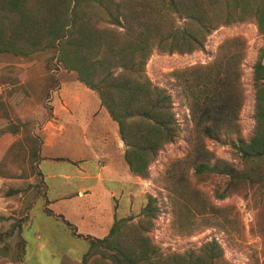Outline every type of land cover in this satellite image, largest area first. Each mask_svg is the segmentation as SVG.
Here are the masks:
<instances>
[{"label":"rangeland","instance_id":"obj_1","mask_svg":"<svg viewBox=\"0 0 264 264\" xmlns=\"http://www.w3.org/2000/svg\"><path fill=\"white\" fill-rule=\"evenodd\" d=\"M161 17L167 28L182 21L173 14ZM258 58L264 63V34L252 16L218 25L205 36L201 48L154 50L147 58L145 73L169 95L177 134L160 147L146 176L133 174L135 194L121 207L122 217L131 218L118 238L122 246L135 247L138 235L155 247V257L163 264H178L187 257L203 256L205 246L212 243L219 254L212 264H264V187L224 173L194 170L197 163L211 165L216 159L229 163L235 172L246 165L231 142L238 137L248 141L254 130L253 65ZM199 67L203 68L195 72ZM218 67L229 79L235 76L242 99L238 131L214 137L205 134L203 124L215 121L193 112L183 86L188 73L211 79L213 68ZM66 92H92L88 99L100 102L98 93L80 81L75 71L56 63L52 50L27 56L0 53V264H82L88 249L87 239L74 236L44 210L45 186L32 160V156L71 153L65 145L50 149L52 134L64 122ZM83 122L75 119L67 129L75 138L73 156L84 150L77 140V135L88 133ZM119 144L123 155L125 145L122 140ZM42 167L58 173L66 163L44 162ZM149 196L155 200L153 218L143 214ZM79 201L75 197L70 203L57 201L49 207L58 211ZM103 228L94 235L101 238L107 230ZM77 231L88 235L94 229L83 222ZM97 262L96 254L86 264Z\"/></svg>","mask_w":264,"mask_h":264},{"label":"trees","instance_id":"obj_2","mask_svg":"<svg viewBox=\"0 0 264 264\" xmlns=\"http://www.w3.org/2000/svg\"><path fill=\"white\" fill-rule=\"evenodd\" d=\"M161 14H173L182 21L167 28L161 24ZM248 16L254 17L259 32L264 34V0H0V53L27 56L52 50L58 65L75 71L80 81L98 93L101 106L117 123L130 172L146 176L160 147L177 134L169 95L145 73L147 58L154 50L190 52L201 48L212 29ZM222 71L213 68L211 79L188 73L183 86L191 98L193 112L215 121L210 126L203 124L207 136L238 131L236 119L242 91L235 76L232 74L229 79ZM253 83L254 130L248 141L238 137L231 142L246 165L235 172L229 163L216 159L211 165L197 163L195 173H224L264 187L261 58L253 65ZM40 158L32 156L35 173L45 186L38 168ZM148 198L143 214L153 218L155 200ZM44 210L74 236L88 240L82 264L96 254L100 260L96 264H103L102 260L107 264H163L146 238L137 235L139 242L135 247L122 246L118 238L130 217L114 219L108 233L99 238L79 233L74 224L46 204ZM205 248L203 256L187 257L186 262L178 264H212L219 254L212 243Z\"/></svg>","mask_w":264,"mask_h":264},{"label":"crops","instance_id":"obj_3","mask_svg":"<svg viewBox=\"0 0 264 264\" xmlns=\"http://www.w3.org/2000/svg\"><path fill=\"white\" fill-rule=\"evenodd\" d=\"M90 93L92 92L79 95L77 92H66L68 104L63 115L64 122L61 124V130L52 134L50 149L65 145L71 153L40 156L38 168L45 184L46 206L54 213L62 214L76 228L83 222L88 223L89 227L94 229L92 234L88 235L93 237H98L94 235L95 232L105 226L103 230H107L101 236L103 237L108 233L114 219L124 215L121 207L127 197L135 194V186L131 183L135 181L136 176L130 172L124 156L120 154L118 146L122 144H119L121 140L118 137L117 124L111 128L114 120L99 101L88 99V96L94 95ZM75 119L84 120V129L88 132H84L82 136L77 135L79 146L84 149L79 156H73L75 138L67 131ZM93 152H98L99 155ZM44 162H65L66 167L58 173L44 171ZM28 181L33 180L30 177ZM50 193H53L52 196ZM75 197L80 200L77 205L66 204L58 211L49 207L57 201L70 203ZM73 218H76V221Z\"/></svg>","mask_w":264,"mask_h":264}]
</instances>
